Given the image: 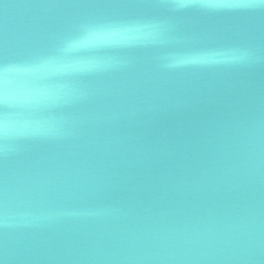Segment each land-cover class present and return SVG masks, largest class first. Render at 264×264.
<instances>
[{
    "label": "water",
    "instance_id": "95a60500",
    "mask_svg": "<svg viewBox=\"0 0 264 264\" xmlns=\"http://www.w3.org/2000/svg\"><path fill=\"white\" fill-rule=\"evenodd\" d=\"M0 264H264V3L0 0Z\"/></svg>",
    "mask_w": 264,
    "mask_h": 264
},
{
    "label": "snow or ice",
    "instance_id": "6c2138e0",
    "mask_svg": "<svg viewBox=\"0 0 264 264\" xmlns=\"http://www.w3.org/2000/svg\"><path fill=\"white\" fill-rule=\"evenodd\" d=\"M260 2L264 3V0H260ZM9 71L10 69L7 65L0 66V82H3L4 80H6Z\"/></svg>",
    "mask_w": 264,
    "mask_h": 264
}]
</instances>
